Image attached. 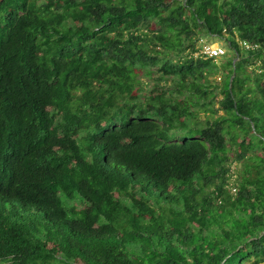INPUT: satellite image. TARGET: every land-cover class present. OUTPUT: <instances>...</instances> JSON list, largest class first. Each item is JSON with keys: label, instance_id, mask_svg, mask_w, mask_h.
Instances as JSON below:
<instances>
[{"label": "trees", "instance_id": "16d2710c", "mask_svg": "<svg viewBox=\"0 0 264 264\" xmlns=\"http://www.w3.org/2000/svg\"><path fill=\"white\" fill-rule=\"evenodd\" d=\"M202 33L205 127L120 105L147 66L213 95ZM0 264H264V0H0Z\"/></svg>", "mask_w": 264, "mask_h": 264}, {"label": "rangeland", "instance_id": "374dc122", "mask_svg": "<svg viewBox=\"0 0 264 264\" xmlns=\"http://www.w3.org/2000/svg\"><path fill=\"white\" fill-rule=\"evenodd\" d=\"M43 1V0H39ZM142 33H145L144 28L140 29ZM202 42H206L213 46L221 45L224 49L227 50L226 56L214 59V73L207 72L205 79L195 81L196 85L199 87L210 86L211 92L213 95L207 97H201L199 93L195 90L188 88L186 85L185 88H182L179 79L175 76L164 75L160 72L159 66H147L145 68L136 69L135 78H134V88L133 95L136 96V99L133 101H128L126 95L120 100V105L126 103L131 104L132 102L136 105L145 108L146 104L150 102L151 98L162 96L164 99H168L171 104H178L179 102L186 101L187 103H193L194 107L190 110L195 113V117H192L189 120H183V122L192 128L205 127L208 122L214 119L217 115L211 113L212 109L217 108V101L221 98L220 87L222 80L224 78L222 71V64H224L228 59L233 56V51L229 49L226 41L216 37H209L207 35L201 34ZM200 40L196 43L197 46L200 44ZM173 55V54H172ZM173 59V58H172ZM208 71V69H206ZM248 70H251V67H248ZM126 112V107L122 108ZM120 115V113H118ZM219 115L221 112L218 113ZM134 117V114L132 115ZM154 118L158 124H162L163 121L159 118ZM177 135L180 134L177 130ZM244 164L233 160L230 163V169L232 178L230 182H235L240 172L243 170ZM233 182V183H234ZM78 208L80 206L78 205Z\"/></svg>", "mask_w": 264, "mask_h": 264}, {"label": "built area", "instance_id": "2783aa9c", "mask_svg": "<svg viewBox=\"0 0 264 264\" xmlns=\"http://www.w3.org/2000/svg\"><path fill=\"white\" fill-rule=\"evenodd\" d=\"M202 41L203 40L201 39L200 44L197 46V51L193 53V57L216 59L226 56L227 50L224 49L221 45L213 46L211 44ZM239 44L242 47H244L246 50L255 48V46H252L251 44H248L244 41H240Z\"/></svg>", "mask_w": 264, "mask_h": 264}, {"label": "water", "instance_id": "95a60500", "mask_svg": "<svg viewBox=\"0 0 264 264\" xmlns=\"http://www.w3.org/2000/svg\"><path fill=\"white\" fill-rule=\"evenodd\" d=\"M235 61H236V59L233 62H235Z\"/></svg>", "mask_w": 264, "mask_h": 264}]
</instances>
